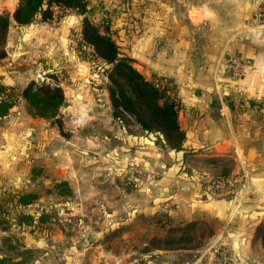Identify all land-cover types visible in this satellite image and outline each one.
Segmentation results:
<instances>
[{
    "label": "rangeland",
    "instance_id": "1",
    "mask_svg": "<svg viewBox=\"0 0 264 264\" xmlns=\"http://www.w3.org/2000/svg\"><path fill=\"white\" fill-rule=\"evenodd\" d=\"M15 1L0 0V14L13 11ZM88 1L86 16L103 31L108 25L122 55L130 57L134 41L142 32L138 29L141 21L164 16L165 0ZM84 17L74 9L57 8L54 19L45 22L47 28L41 30V36L52 35L53 51L46 46L48 40H43L46 48L41 47L49 56L45 57V53L34 56L35 46L25 40L24 56L13 62L16 73H20L19 86L0 83L6 88L4 94L16 102L10 113H28L21 95L26 72L32 71L33 79H37L53 70L61 86L63 83L82 95L87 108L85 116L79 114L76 122L64 109L72 98L66 99L61 116L67 136L39 117L33 118L42 123L24 128L18 134L19 139L16 140V134L11 136L6 149L13 174H8V180L17 186L13 184L6 194H0V258L5 264H11L12 260L17 261L14 264H194L204 247L217 243L212 236H205L202 246L194 250L148 251L149 242L167 235L171 227L189 221L206 222L213 230L220 229L216 220L202 218L205 216L202 213L194 214L195 202L241 200L239 185L230 197L212 192L208 180L215 181L212 174L202 176L190 167L212 166L214 174L233 168L234 161L226 158L214 163L212 158L205 161L194 157L182 164L181 158L174 157V151L155 143L154 135L114 118L104 65L89 46L82 44ZM9 32L10 29L5 46L7 57L8 52L12 54L17 48ZM241 61L243 69L237 74L224 64L229 92L219 103L226 107L232 99L249 107H264V94L248 92L244 83L247 62ZM9 63L0 61V73L12 67V61ZM9 126L15 131L14 124ZM63 181L67 189L60 190L56 185ZM24 192L35 193L37 198L28 206L17 205L14 193ZM223 247L216 244L212 264L223 263L226 257L235 260L227 251L223 252L226 250Z\"/></svg>",
    "mask_w": 264,
    "mask_h": 264
},
{
    "label": "crops",
    "instance_id": "2",
    "mask_svg": "<svg viewBox=\"0 0 264 264\" xmlns=\"http://www.w3.org/2000/svg\"><path fill=\"white\" fill-rule=\"evenodd\" d=\"M17 4V0L13 2L12 10ZM259 4L260 0H165L164 16L138 25L142 32L134 41L132 53L134 66L148 80L156 75L168 77L176 84L182 102L179 122L187 138L185 150L177 156L173 152L174 157L181 158L182 164L194 157L205 161L212 158L214 163L226 158L234 161L230 177L238 179L241 200H197L194 214L202 213L205 215L202 218L216 220L215 225L218 223L220 229H214L212 240L220 246L223 244V249L235 257L236 264H264V246L260 238L254 237L264 219V107H249L232 99L225 107L219 101L223 102L229 92L226 87L229 77L223 61L232 55L247 62L244 83L248 92L264 94V24L256 26L251 20ZM46 28V23L28 26L14 23L9 35H13L17 48L0 61L11 64L10 61L13 63L24 56L25 40L35 46L34 56L45 53L48 57L49 52L43 47L53 51L54 42L52 35L41 36V30ZM43 40H48L46 46L42 45ZM16 70L14 63L7 67L0 73V83L19 86L20 73ZM34 74L26 72L21 88ZM62 86L66 99L72 98L64 109L77 122L78 115L85 116L87 109L82 95L63 83ZM21 113L14 111L0 122V194L13 184L17 186L8 180V174H13L6 149L11 136L42 123L39 118ZM13 124L15 131L9 126ZM190 169L204 176L213 175L214 168ZM216 244L204 247L194 264H212Z\"/></svg>",
    "mask_w": 264,
    "mask_h": 264
},
{
    "label": "trees",
    "instance_id": "3",
    "mask_svg": "<svg viewBox=\"0 0 264 264\" xmlns=\"http://www.w3.org/2000/svg\"><path fill=\"white\" fill-rule=\"evenodd\" d=\"M88 0H18L13 11L0 14V59L7 57L6 41L10 27L28 26L45 23L54 19L56 9H74L85 16L82 23V44L89 46L96 58L102 61L103 72L108 78L107 92L113 117L125 123L138 126L140 130L156 137L155 143L174 152L184 151L186 133L179 122L182 102L177 98V87L168 77L156 76L148 80L135 66L134 58L122 55L119 45L109 34V26L101 30L86 14L89 11ZM43 79L30 80L22 90L28 113L32 117L46 119L64 133L61 109L66 102L64 90L55 71L41 74ZM167 81L156 84L154 80ZM0 85V119L8 116L16 102ZM232 168H224L214 173L215 181L230 177ZM65 181L56 187L67 189ZM7 191L3 193L6 194ZM15 203L28 206L37 198L35 193H14ZM44 217L40 218L42 221ZM200 233V234H199ZM213 228L202 221H189L177 227H171L164 237L150 240L147 250H194L202 246L205 236L210 237ZM264 246V219L255 231ZM13 262H17L12 260ZM0 264L5 260L0 258ZM10 264V263H9Z\"/></svg>",
    "mask_w": 264,
    "mask_h": 264
},
{
    "label": "built area",
    "instance_id": "4",
    "mask_svg": "<svg viewBox=\"0 0 264 264\" xmlns=\"http://www.w3.org/2000/svg\"><path fill=\"white\" fill-rule=\"evenodd\" d=\"M251 20L253 24H256V26H260L264 24V0H260V4L258 5L257 10L254 12ZM224 64H226L225 66L226 68L227 67L233 68L236 74L240 73L241 70L243 69L242 61L237 56H232V57H228L227 59H224L223 66ZM154 82L158 85L167 84L166 80L160 81L156 79L154 80ZM176 97L179 98L178 94ZM208 180L211 181L209 188L212 190V192L213 191L219 192L221 195L224 194L227 195L228 197L234 195L233 193L236 191L235 188H237L238 186L237 178L228 177L218 181H212V179H208ZM225 251L227 250H224L223 252ZM224 255H226V253H224ZM231 262L233 264L236 263V261L233 260L232 258L226 257L223 263H219V264H232Z\"/></svg>",
    "mask_w": 264,
    "mask_h": 264
},
{
    "label": "water",
    "instance_id": "5",
    "mask_svg": "<svg viewBox=\"0 0 264 264\" xmlns=\"http://www.w3.org/2000/svg\"><path fill=\"white\" fill-rule=\"evenodd\" d=\"M39 78H40V79H43V77H42V76H39Z\"/></svg>",
    "mask_w": 264,
    "mask_h": 264
}]
</instances>
